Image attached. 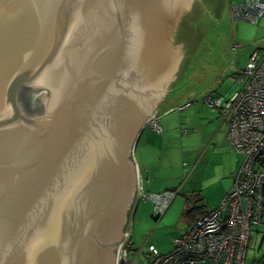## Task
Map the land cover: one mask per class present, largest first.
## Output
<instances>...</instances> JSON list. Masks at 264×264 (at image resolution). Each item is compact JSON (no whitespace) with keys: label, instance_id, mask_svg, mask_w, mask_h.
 <instances>
[{"label":"water","instance_id":"95a60500","mask_svg":"<svg viewBox=\"0 0 264 264\" xmlns=\"http://www.w3.org/2000/svg\"><path fill=\"white\" fill-rule=\"evenodd\" d=\"M224 5L0 0V264H116L130 148Z\"/></svg>","mask_w":264,"mask_h":264},{"label":"rangeland","instance_id":"374dc122","mask_svg":"<svg viewBox=\"0 0 264 264\" xmlns=\"http://www.w3.org/2000/svg\"><path fill=\"white\" fill-rule=\"evenodd\" d=\"M243 1L225 0L222 24L205 34L180 80L169 91L168 101L157 108L164 133H156L147 125L134 150L130 148L135 163L148 162L147 172L143 174L148 192L179 190V193L161 217L149 200L136 196L125 231L136 257L123 264H148L150 245L170 252L173 239L187 225L186 208L208 204L216 208L220 203L223 185L214 181L227 170L229 162L227 155L214 146L217 142L214 136L223 120L203 98L210 92L226 97L240 90L243 83L237 80L238 73L233 74L237 71L235 66L238 63L244 68L245 54L264 46V14L256 23L237 19L233 14V6ZM223 72L227 75L222 85L213 86V79ZM188 103L193 105L180 110ZM223 126L226 128L228 124ZM242 156L236 153L237 159ZM221 182L224 184L226 179ZM198 194L204 199L196 202ZM117 250L116 263L120 246Z\"/></svg>","mask_w":264,"mask_h":264},{"label":"built area","instance_id":"2783aa9c","mask_svg":"<svg viewBox=\"0 0 264 264\" xmlns=\"http://www.w3.org/2000/svg\"><path fill=\"white\" fill-rule=\"evenodd\" d=\"M233 14L237 19L256 23L264 14V3L244 0L233 6ZM237 80L243 86L229 97L214 94L204 97V102L220 111L228 122L227 139L245 157L233 185L217 208L205 211L173 239L170 252L162 253L150 245L148 264L246 263L252 228L262 224L264 212V46L253 50ZM147 125L156 133L164 132L156 113ZM177 196V190L152 193L138 185V198L149 200L158 215H163ZM132 245L127 235L120 245L116 264L129 263L135 256Z\"/></svg>","mask_w":264,"mask_h":264},{"label":"crops","instance_id":"0c3cea01","mask_svg":"<svg viewBox=\"0 0 264 264\" xmlns=\"http://www.w3.org/2000/svg\"><path fill=\"white\" fill-rule=\"evenodd\" d=\"M257 48H260V47H257ZM252 52H253V50L252 51L250 50L249 52H247V54H245V57H244L245 58L244 59L245 65L248 62V59H249V57H250V55H251ZM235 69L237 71H235L233 74H235V76H236V74L239 73L240 70L243 69V67H240L238 65V63H237V65L235 66ZM225 75H227L226 72H223L222 73V76L217 75V77L213 79V84L212 85L213 86L215 84L216 85H219V84L222 85V83H223L222 82V79H223V77ZM231 76L228 74L227 77L231 78ZM237 77H238V74H237ZM208 94H213V92H210ZM220 96L223 97V95H220ZM194 102H193V104H194ZM203 102H204V98H203ZM193 104H191V105H193ZM212 111L218 112L219 116L222 117L220 111L213 110V109H212ZM222 120H223L222 121V125L220 126L219 131L216 132V134L214 136V140H217V142H216V144L214 146L218 150H220L221 152H223L225 154V156L227 155L229 165H228L227 170L224 171V173L220 177H217L215 179V181H214L215 183L218 182L220 185L221 184L223 185V191L221 192V196H219L220 203L222 202V200L224 199V197L226 196V194L231 189V187L233 185L234 176H235L236 172L238 171V169L241 167V165H242V163H243V161L245 159V157H244L243 154H241V155H243L241 159H237L236 158V153L238 155H240V153H238L237 151H235V149L229 143V141L227 139V135H228V132H229V125H228V127L225 128V126H223V123H227L228 124V122L225 121L223 117H222ZM146 143L147 144H150L147 138H146ZM225 160H226V158H225ZM135 164H136V166L138 168V180H139L138 185L140 184L147 191L146 186H145V182H144L143 174L145 175V173L147 172V169L149 167L148 162L143 160V161H141V163H135ZM224 179H226V182L223 184L221 181H223ZM147 180H149V178ZM165 191H173V190H164L162 192H165ZM177 191H179V190H177ZM162 192H154V193H162ZM203 199L204 198L200 194H198L196 196V202L197 201H200V200H203ZM220 203H219V205H220ZM263 203H264V200H263ZM202 206L204 207L203 209H205L204 212L207 211V210H213V209H215V208H210V205L209 204L208 205H202ZM188 226L189 225L187 224L186 227H185V229L182 230V231H180L179 235L181 233H183L188 228ZM162 253H167V252H162ZM205 264H210V263H205ZM245 264H264V219H263V222H262L261 225L253 228L252 231H251L250 241H249V249H248V253H247V258H246V263Z\"/></svg>","mask_w":264,"mask_h":264},{"label":"trees","instance_id":"16d2710c","mask_svg":"<svg viewBox=\"0 0 264 264\" xmlns=\"http://www.w3.org/2000/svg\"><path fill=\"white\" fill-rule=\"evenodd\" d=\"M229 96H227V97H229ZM203 208H204L203 206H200V207L196 206L195 208H186V210H185L186 222L189 226H191V224L194 223V221L196 220L197 217H199L200 215H202L204 213L205 209H203ZM159 217H161V215H159ZM263 219H264V212H263Z\"/></svg>","mask_w":264,"mask_h":264},{"label":"flooded vegetation","instance_id":"af4514ba","mask_svg":"<svg viewBox=\"0 0 264 264\" xmlns=\"http://www.w3.org/2000/svg\"><path fill=\"white\" fill-rule=\"evenodd\" d=\"M34 99V100H33ZM37 99H38V96H35L33 93H31V94H29V96H28V104L29 105H34V103L37 101ZM137 185V184H136ZM137 187V186H136ZM136 192H138L137 191V188H136Z\"/></svg>","mask_w":264,"mask_h":264}]
</instances>
